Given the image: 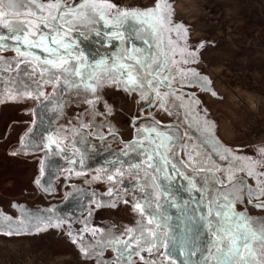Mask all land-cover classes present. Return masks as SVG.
Masks as SVG:
<instances>
[{"label":"rangeland","instance_id":"obj_1","mask_svg":"<svg viewBox=\"0 0 264 264\" xmlns=\"http://www.w3.org/2000/svg\"><path fill=\"white\" fill-rule=\"evenodd\" d=\"M50 2L19 0V14L0 21V264H108L127 229L160 238L134 245L131 264H215L208 206L218 190L232 191L215 182L229 175L260 190L235 211L264 226V209L254 206L264 203V0H89L104 16L89 8L70 17L57 36L72 46L61 49L60 67L12 38L56 36L28 14H55ZM149 11L163 24L112 22ZM136 60L163 66L157 81H169H154L163 107ZM121 64L140 70L143 89H126ZM80 65L79 76L63 71ZM157 133L171 137L160 149L167 164L152 153L159 171L143 151L159 143ZM255 250L264 260V246Z\"/></svg>","mask_w":264,"mask_h":264},{"label":"snow or ice","instance_id":"obj_2","mask_svg":"<svg viewBox=\"0 0 264 264\" xmlns=\"http://www.w3.org/2000/svg\"><path fill=\"white\" fill-rule=\"evenodd\" d=\"M6 0H0V21H2L5 17L9 15H17L19 14L17 9V4L19 0H7V3L10 5L9 9H5ZM32 3H35V0H31ZM45 6H41L43 10ZM48 9H55V14L49 11L46 17H40L38 13L29 12L30 15H37V18L40 20L44 28L50 30L51 33H56V36L53 35H44L42 32L39 33V39L30 38L29 33L24 32L23 36L21 35H13L12 38L17 42L23 39L24 44H26L30 48H42V50L49 54L52 59L45 58L43 60V64L52 65L53 67H60L62 63L67 62V58L64 56H60L61 49L67 51L72 46L71 44L65 43L63 37L57 38L61 29L67 27L70 23V17L74 15V13H80L81 9H89L91 8L92 12H99L101 18H103L104 13L100 11V6L89 5V0H84L83 3L79 5H72L70 7H66V5L62 2V0H52L47 6ZM107 8H112L114 5L107 4ZM159 11V3L157 4V12ZM134 16V17H147L148 19H154L159 22L161 25L164 21V16L162 15H153L152 11L145 13H128L121 12L118 16L113 18V23L119 24L123 19ZM41 24H37L36 27L39 31ZM37 33H31L32 37H35ZM66 35V33H65ZM4 37H0V40H3ZM3 45H0L2 47ZM54 46V47H53ZM18 55H32L28 52H21L19 48L16 49ZM130 59H136L133 56L129 57ZM136 63H140L142 65V70L147 73V84L148 86L156 93L157 97L161 98V106L163 107L164 101L163 97H161L160 92L157 90L156 83L157 74L159 70L163 67L160 64H157L155 69L151 68V65L147 63V61H139L136 60ZM84 65H80L79 67H73L72 69L65 68L64 72L71 71L72 75L79 76L81 75L80 68H83ZM121 69H127V79L123 81L126 85L127 90H135L136 87L141 89L144 88V84L141 82V77L139 76V71L133 65H120ZM95 74H93L94 76ZM92 78V77H90ZM165 81H169L168 77H164L161 80L157 81L158 83H164ZM51 83L52 81H48ZM167 86V85H166ZM42 94V93H41ZM146 95V93H145ZM215 95V93H213ZM155 131V130H153ZM157 139L151 141V147L143 149L145 152L147 159L145 163L149 168H154L156 170H162V164H167L168 160L166 155L160 153V149L163 148L164 152L168 151V144L171 141V137L166 136L162 133H157ZM153 152L156 155L160 156V160L162 164H157ZM191 159V156H190ZM236 159H240L237 157ZM175 165H173V168ZM244 170V169H241ZM249 176L255 177L256 174L253 171H248ZM111 179V177H109ZM215 179V178H214ZM217 184L221 185L223 188L231 187L232 191L219 193L215 200L209 201L208 206V214L212 216L213 212H215V223L209 221L210 227L213 231V235L215 240L213 241L215 245V252H209V257L207 260L215 261V264H264V260H261L255 250L256 245L264 246V226L261 227H253L254 221L251 217H248L246 213H237L235 211V203L242 202L243 195H247L249 197L248 203H252L251 197L255 196L256 199H259L261 192L259 189H253L248 186L242 179L234 180L231 175L228 176L227 183L221 182L219 180L215 181ZM39 183V181H37ZM257 183H259V179L257 177ZM236 184H243L244 187L236 188ZM246 189V192H245ZM257 208L264 209V203H257L254 205ZM136 209L141 211V214H144V210L140 204L135 205ZM149 224L153 223V219H149ZM160 225L157 224V228ZM130 233L128 239L122 241H116L115 244H120L123 246V249L114 248L117 252L116 260L109 261L108 264H120L121 261L127 260L128 264H131V257L134 253V245L135 248H141V240L144 243H148L150 237H154L157 241H159V237L156 235V232L148 229L149 235L145 236L142 231L139 236H136L133 229H127ZM11 234V233H9ZM75 243V240H73ZM157 247V244L153 243L147 249L149 252L152 248ZM81 251L85 254V256H90L92 253L88 252L86 249L81 247ZM126 254V255H125ZM138 254V253H137ZM143 259V257H141Z\"/></svg>","mask_w":264,"mask_h":264}]
</instances>
